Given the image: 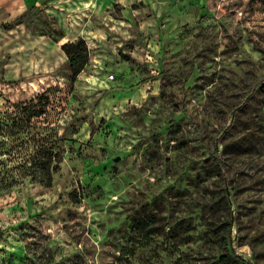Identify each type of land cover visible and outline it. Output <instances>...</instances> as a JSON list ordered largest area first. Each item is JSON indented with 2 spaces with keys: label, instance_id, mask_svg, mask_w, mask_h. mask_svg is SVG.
I'll return each instance as SVG.
<instances>
[{
  "label": "rangeland",
  "instance_id": "374dc122",
  "mask_svg": "<svg viewBox=\"0 0 264 264\" xmlns=\"http://www.w3.org/2000/svg\"><path fill=\"white\" fill-rule=\"evenodd\" d=\"M0 264H264V0H0Z\"/></svg>",
  "mask_w": 264,
  "mask_h": 264
},
{
  "label": "trees",
  "instance_id": "16d2710c",
  "mask_svg": "<svg viewBox=\"0 0 264 264\" xmlns=\"http://www.w3.org/2000/svg\"><path fill=\"white\" fill-rule=\"evenodd\" d=\"M65 54L68 58V62L71 70V79L74 81L80 72L83 70L85 61L87 58V47L83 40H80L76 45L69 44L64 46ZM41 103V98H39L38 105ZM132 251V250H128Z\"/></svg>",
  "mask_w": 264,
  "mask_h": 264
}]
</instances>
